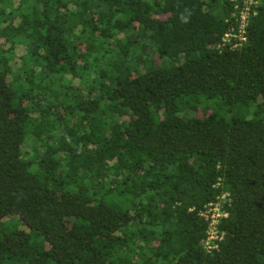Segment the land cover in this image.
Returning a JSON list of instances; mask_svg holds the SVG:
<instances>
[{"label":"trees","instance_id":"16d2710c","mask_svg":"<svg viewBox=\"0 0 264 264\" xmlns=\"http://www.w3.org/2000/svg\"><path fill=\"white\" fill-rule=\"evenodd\" d=\"M234 12L0 0V264H264V0L217 47Z\"/></svg>","mask_w":264,"mask_h":264},{"label":"built area","instance_id":"2783aa9c","mask_svg":"<svg viewBox=\"0 0 264 264\" xmlns=\"http://www.w3.org/2000/svg\"><path fill=\"white\" fill-rule=\"evenodd\" d=\"M234 4V8L237 13L236 16L238 22L237 27L232 26L227 33L224 34L221 42L217 44V47L224 46L226 43H230L233 38L239 40H245V26L247 25L248 16L252 5L256 4V0H230ZM239 41L233 42V47L239 45ZM230 199L227 192H223L216 197V200L207 204L206 208L201 211V216L207 221L206 237L204 239V245L207 251L217 248V240L222 239L223 233L218 229V223L220 218L227 215L225 211L224 203H229Z\"/></svg>","mask_w":264,"mask_h":264}]
</instances>
